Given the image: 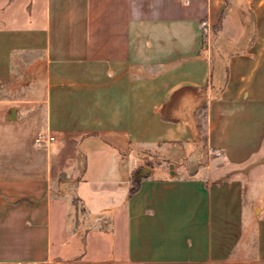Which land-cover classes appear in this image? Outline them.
<instances>
[{"label": "crops", "instance_id": "obj_1", "mask_svg": "<svg viewBox=\"0 0 264 264\" xmlns=\"http://www.w3.org/2000/svg\"><path fill=\"white\" fill-rule=\"evenodd\" d=\"M262 174L264 0H0V264H264Z\"/></svg>", "mask_w": 264, "mask_h": 264}, {"label": "rangeland", "instance_id": "obj_2", "mask_svg": "<svg viewBox=\"0 0 264 264\" xmlns=\"http://www.w3.org/2000/svg\"><path fill=\"white\" fill-rule=\"evenodd\" d=\"M233 7L234 6H233L232 2H230L228 4L227 8L225 9L224 14H223V25H224V29L226 31L225 33L229 34V35H231L232 29H233V22H232L233 21V15H234L233 14ZM210 37H211V39L214 38V40L216 38V36L212 37V34L209 35L208 31L206 30V43L209 41ZM214 40H213V43H212L213 45L215 44ZM223 45H225V44L223 43ZM226 48H228V45L224 46V49H226ZM194 159H195V157H194ZM143 163L146 164L145 162H143ZM170 166H172V165H170ZM146 167H147V170H149L148 166H146ZM144 169H145V167H144ZM262 175L264 176V174H262ZM253 188H251L249 190V192L246 194V196L244 198V206H245V211H246L245 212L246 221H248V218H249L250 213H251L250 212V207H249V201L252 199V197L256 196V191H257L258 188L261 189V190H262V188H264V181H256V182H254L253 183ZM256 213L257 214L259 213V209L257 210ZM248 237H249V246H251L252 245V241L251 240H253L252 239V237H253L252 233H249Z\"/></svg>", "mask_w": 264, "mask_h": 264}, {"label": "trees", "instance_id": "obj_3", "mask_svg": "<svg viewBox=\"0 0 264 264\" xmlns=\"http://www.w3.org/2000/svg\"><path fill=\"white\" fill-rule=\"evenodd\" d=\"M205 106L203 105L202 108ZM149 171L144 169L143 166H137L134 167L130 174V186H129V195L134 193L138 187L139 182L143 177H146L148 175Z\"/></svg>", "mask_w": 264, "mask_h": 264}, {"label": "built area", "instance_id": "obj_4", "mask_svg": "<svg viewBox=\"0 0 264 264\" xmlns=\"http://www.w3.org/2000/svg\"><path fill=\"white\" fill-rule=\"evenodd\" d=\"M46 141H47V140H46ZM44 142H45V140L42 139V136H41V135L36 136V138L34 139V144H35V145H39V144H42V143H44Z\"/></svg>", "mask_w": 264, "mask_h": 264}, {"label": "water", "instance_id": "obj_5", "mask_svg": "<svg viewBox=\"0 0 264 264\" xmlns=\"http://www.w3.org/2000/svg\"><path fill=\"white\" fill-rule=\"evenodd\" d=\"M147 170V168H145Z\"/></svg>", "mask_w": 264, "mask_h": 264}]
</instances>
